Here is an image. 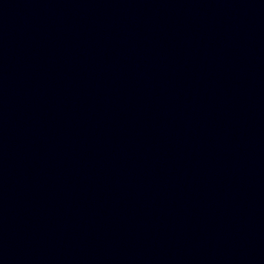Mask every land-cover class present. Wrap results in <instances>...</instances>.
I'll list each match as a JSON object with an SVG mask.
<instances>
[{
  "label": "water",
  "instance_id": "1",
  "mask_svg": "<svg viewBox=\"0 0 264 264\" xmlns=\"http://www.w3.org/2000/svg\"><path fill=\"white\" fill-rule=\"evenodd\" d=\"M0 264H264V80L0 12Z\"/></svg>",
  "mask_w": 264,
  "mask_h": 264
}]
</instances>
